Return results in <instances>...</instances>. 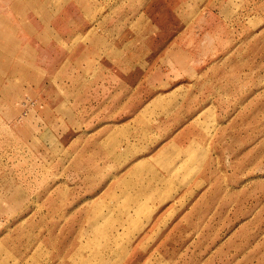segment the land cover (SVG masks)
I'll list each match as a JSON object with an SVG mask.
<instances>
[{
	"label": "rangeland",
	"instance_id": "374dc122",
	"mask_svg": "<svg viewBox=\"0 0 264 264\" xmlns=\"http://www.w3.org/2000/svg\"><path fill=\"white\" fill-rule=\"evenodd\" d=\"M1 71L0 264H264V0H0Z\"/></svg>",
	"mask_w": 264,
	"mask_h": 264
},
{
	"label": "crops",
	"instance_id": "0c3cea01",
	"mask_svg": "<svg viewBox=\"0 0 264 264\" xmlns=\"http://www.w3.org/2000/svg\"><path fill=\"white\" fill-rule=\"evenodd\" d=\"M47 5H48V3H43L40 6L41 12H45V10L46 11L51 10L49 8L47 10ZM62 10H63V8L61 7V5H58V7L53 10L54 13L51 16V19L60 16L61 13H62ZM51 19L48 22L49 24H46V23H42L41 24V25H43L42 26L43 29H45V31H47L49 33V35H50L49 36V42L50 43H54L60 50H62L63 52H65L66 55H69L70 56V59L68 60V63H67V69L68 70L69 69H74V68H76L78 66H81L82 65L81 62H82L83 58H86L87 57L88 53H90V51H91L89 48L91 46H93V44H94V42H91V40L95 41V38H97V36H94V35L92 36L91 35L92 38L90 39V41H88L87 44H85V46H83L81 48V50L78 51L75 56L72 55V54L70 55V53L73 51V46L71 45V40L72 39L74 40V39L78 38V36H84L85 34H87L88 31H86L84 33H81L79 30L74 29L71 32L70 31H66V32H64V34H62V32H60V29L58 30L57 25H54V24L51 23ZM31 24H30V22H28L26 24V26L28 28L34 29V27L31 26ZM40 31H42V30H40ZM45 31H42V32H45ZM34 32H38V31L35 30V31H33V33ZM68 38H70V39H68ZM36 49H38V48L36 47ZM26 50H32L31 44L29 42H27V43L24 42L23 44L21 43L20 44V50L18 48H16L15 49V52H17V53L20 52V54H18V55H20V56L24 55V58H25L26 55H28V52H29V51H26ZM15 52H13L12 55H14ZM30 53H33V51H31ZM25 60H26V58H25ZM62 63L63 62H61V64ZM16 65L19 66V64H16ZM35 69H36V71H32V73L29 72V75H27V76L30 79L33 78L36 81L34 83V85H41V83L43 81V75L45 73L42 72L41 69H39L37 67ZM2 73H3V71H1L0 74L2 75Z\"/></svg>",
	"mask_w": 264,
	"mask_h": 264
}]
</instances>
